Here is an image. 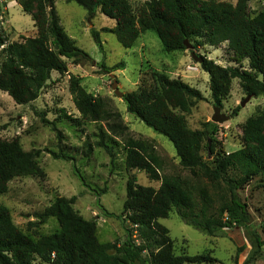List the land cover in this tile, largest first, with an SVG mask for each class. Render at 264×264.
<instances>
[{"label":"trees","instance_id":"trees-1","mask_svg":"<svg viewBox=\"0 0 264 264\" xmlns=\"http://www.w3.org/2000/svg\"><path fill=\"white\" fill-rule=\"evenodd\" d=\"M67 1L85 9L89 20L97 12L113 20L116 26L109 31L125 49L133 48L148 31L156 32L168 53L186 51V41L195 47L227 44L233 62L247 61L249 69L223 67L204 58L201 69L209 75L213 102L221 107L236 79L248 96L264 97V12L249 17V0H238L235 5L216 0H149L139 12L130 0ZM31 2L24 3V9L35 8L32 20L38 31L36 37L10 43L0 24V92L8 94L17 105L37 101L53 72H67L65 60L81 63L91 59L67 38L54 10L47 13L46 0ZM93 37L101 49L99 34L93 32ZM123 68L121 62L107 70ZM154 78V87H141L125 95L127 111L172 142L181 168L192 177L162 176V161L155 146L147 140L127 139V169L144 171L150 180L162 184L155 189L138 184L136 177L128 180L120 217L135 230H127L123 244L101 242L96 222L86 220L74 209L75 198H57L38 216V225L53 218L60 227L38 239L16 226L11 211L0 205V264H211L215 260L207 255H177L169 229L159 221L176 213L187 225L209 236L250 221L239 192L257 178L264 188V111L247 120L245 147L230 154L211 147L209 152L215 159L209 161L203 155L206 132L189 129L184 116L198 101L205 100L201 91L164 73ZM72 92L83 118L105 121L115 134L118 132L116 129L122 126L120 113L110 110L101 98L87 93L75 80ZM65 118L72 120L70 116ZM101 145L110 152L108 145ZM39 154L25 151L18 138L0 140V196L8 193L14 179L42 174L37 163ZM52 154L56 159H67ZM133 231L144 247L137 246Z\"/></svg>","mask_w":264,"mask_h":264},{"label":"rangeland","instance_id":"rangeland-1","mask_svg":"<svg viewBox=\"0 0 264 264\" xmlns=\"http://www.w3.org/2000/svg\"><path fill=\"white\" fill-rule=\"evenodd\" d=\"M147 1L130 0V3L139 12ZM216 1L234 5L238 2ZM0 3V24L10 43L37 36L32 20L35 8L33 6L31 11L24 9V3L31 4V0H0ZM46 3L47 13L54 10L67 38L91 59L81 63L65 60L67 72L63 75L53 72L40 98L32 104L17 105L8 94L0 92V140L18 138L25 151L40 152L37 163L42 171L37 177L14 179L8 193L0 196V205L11 211L16 226L38 239L60 229L53 218L45 225H38V216L57 198H75L74 209L86 220L96 222L101 242L123 244L127 230L133 229L120 217L127 197L128 180L136 177L138 184L155 189L162 184L150 180L144 171L127 169L126 140L151 142L162 161V176L192 175L181 168L174 145L168 138L128 113L125 101L115 94L114 83L117 82L120 91L126 95L141 87H154V75L164 73L170 79L181 80L200 90L205 100L198 101L191 113L184 116L189 129L206 132L203 155L209 161L215 159V155H210L211 147H215L216 152L223 150L228 154L245 147L246 122L257 112L264 111V97H253L242 107L248 95L241 88L240 81L234 80L231 95L220 107L221 113L230 119L224 124H215L212 117L217 105L211 98L209 75L195 62L192 54L213 60L223 67L249 69L247 61L233 62L227 44L197 47L193 44L194 50L168 53L156 32L148 31L133 48L125 49L109 31L116 23L100 12L89 20L86 10L74 2L46 0ZM260 12H264V0H249L247 15L254 17ZM93 32L99 34L101 49ZM121 62H124L123 69L107 70ZM73 80L93 97L101 98L110 110L120 113L122 126L116 129V134L107 122H93L81 116L74 103ZM101 144L108 145L110 152ZM52 153L67 159H56ZM208 189L213 195L210 184ZM239 195L247 205L250 221L223 229L214 236L187 225L176 213L168 219H161L159 222L170 231L176 254L207 255L215 260L211 264H264V188L260 178L254 179ZM133 240L137 246L144 247L145 243L134 231ZM143 255L148 256L146 252Z\"/></svg>","mask_w":264,"mask_h":264},{"label":"water","instance_id":"water-1","mask_svg":"<svg viewBox=\"0 0 264 264\" xmlns=\"http://www.w3.org/2000/svg\"><path fill=\"white\" fill-rule=\"evenodd\" d=\"M185 46L187 47V50H194V47L193 45L186 41L185 42ZM192 57L193 59L195 60V62L199 63L200 65L203 64V61L204 59L203 58H200L198 57L195 53L192 54ZM113 89L115 90V94L124 100V97H125V94L123 92L120 91L119 87H118V84L117 82L114 83L113 85ZM253 98V96H248L244 102L241 104L242 107H244L246 105V103L251 99ZM214 115L212 117V122L215 123V124H224L226 121H228L230 118L228 116H225L224 114L221 113V108L220 107H217L215 106L214 107Z\"/></svg>","mask_w":264,"mask_h":264}]
</instances>
